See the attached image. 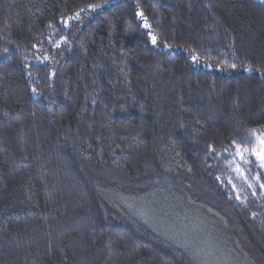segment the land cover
Here are the masks:
<instances>
[{
  "label": "trees",
  "instance_id": "1",
  "mask_svg": "<svg viewBox=\"0 0 264 264\" xmlns=\"http://www.w3.org/2000/svg\"><path fill=\"white\" fill-rule=\"evenodd\" d=\"M261 73L260 0H0V264H264Z\"/></svg>",
  "mask_w": 264,
  "mask_h": 264
},
{
  "label": "rangeland",
  "instance_id": "2",
  "mask_svg": "<svg viewBox=\"0 0 264 264\" xmlns=\"http://www.w3.org/2000/svg\"><path fill=\"white\" fill-rule=\"evenodd\" d=\"M152 37L153 36L151 35V41L153 43ZM153 44L157 45V41L155 40V43ZM163 49L173 54L179 52L178 49H170L166 47H164ZM193 64H195L196 67H200L204 69L211 68L209 65L204 64L197 59L193 60ZM262 140H264V132L262 133V135L257 136L256 145L247 153H243L244 159H241V157L236 154L237 152H235V154L232 155V158H234V166L239 176H241L242 178L245 177V175H249L252 178L254 176L253 183H261L260 186L261 196L264 199V187H262V185H264V167H261L262 161L258 159L257 156L255 155L256 152H260L264 150V145L261 144ZM257 170L260 173H256V175L253 174ZM262 180L263 182H261ZM191 221L192 223L198 226L197 218H193V219L191 218ZM164 230L166 231V229ZM210 231L207 232L206 229H202L201 232L196 228V226H194V228H192L191 230L184 229L183 232H181V234L185 236H189L195 243V251L193 255L194 257L192 256V260L194 264H200L201 261L204 263L208 262V264H250L248 261H246L243 258L242 254H240L239 252H237V250H235V248L229 242H225L227 250L220 247L221 245L215 244L216 242L219 241V238L220 239L224 238V232L222 230L220 229L216 230L214 227H211ZM181 234H179V239L182 240L184 236ZM172 241L174 244H176L175 240L172 239Z\"/></svg>",
  "mask_w": 264,
  "mask_h": 264
},
{
  "label": "snow or ice",
  "instance_id": "3",
  "mask_svg": "<svg viewBox=\"0 0 264 264\" xmlns=\"http://www.w3.org/2000/svg\"><path fill=\"white\" fill-rule=\"evenodd\" d=\"M262 2H264V0H262ZM101 7H103V6L102 5H98V4H92V5H89V10L95 11V10L101 8ZM78 16H79V14H77V17ZM145 26H147V25H145ZM152 40H153V43H155L156 38L153 36ZM233 67H235V65H233ZM245 70L249 71V72L252 71L251 68H247ZM261 74L264 75V73H261ZM261 144L264 145V140L261 141ZM244 151H247V150L246 149L245 150H241L240 146L237 145V153L236 154L239 155L241 157V159H244V155H243ZM255 155L257 156L258 159H260L262 161L261 167H264V150H262L260 152H256ZM262 187H264V185H262Z\"/></svg>",
  "mask_w": 264,
  "mask_h": 264
}]
</instances>
